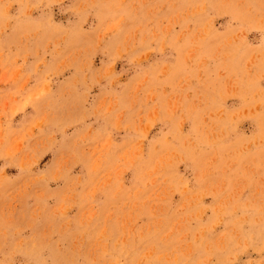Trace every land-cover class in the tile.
Masks as SVG:
<instances>
[{
  "label": "rangeland",
  "instance_id": "obj_1",
  "mask_svg": "<svg viewBox=\"0 0 264 264\" xmlns=\"http://www.w3.org/2000/svg\"><path fill=\"white\" fill-rule=\"evenodd\" d=\"M0 264H264V0H0Z\"/></svg>",
  "mask_w": 264,
  "mask_h": 264
}]
</instances>
